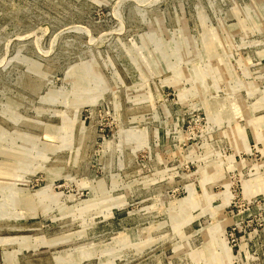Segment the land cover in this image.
I'll use <instances>...</instances> for the list:
<instances>
[{
    "label": "rangeland",
    "instance_id": "obj_1",
    "mask_svg": "<svg viewBox=\"0 0 264 264\" xmlns=\"http://www.w3.org/2000/svg\"><path fill=\"white\" fill-rule=\"evenodd\" d=\"M0 264H264V0H0Z\"/></svg>",
    "mask_w": 264,
    "mask_h": 264
}]
</instances>
